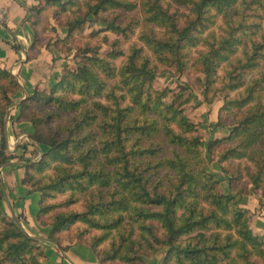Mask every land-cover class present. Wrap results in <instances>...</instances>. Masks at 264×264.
I'll return each instance as SVG.
<instances>
[{"label": "trees", "instance_id": "trees-1", "mask_svg": "<svg viewBox=\"0 0 264 264\" xmlns=\"http://www.w3.org/2000/svg\"><path fill=\"white\" fill-rule=\"evenodd\" d=\"M86 2V18L104 24L93 32L95 36L105 31L129 39L135 33L136 22L122 24L121 19L125 21L138 7H142L151 30L141 31L143 44L133 43L129 53L118 47L122 40L113 42L105 55L99 46L77 49L81 60L76 67L66 66L57 83L37 88L19 104L18 120L31 122V138L38 146L43 145L35 147L34 158L26 161L21 180L42 194L38 217L54 208L43 205L47 196L96 192L85 210L57 213L49 239L61 243L62 232L80 223L87 230H101L102 235L89 244L100 264L119 258L134 262L162 247H167L163 264H257L250 259L253 255L264 261V237L251 229L247 209L236 195L220 189V181L204 163L203 141L196 135L198 127L183 107L191 100L190 93L186 95L189 86L182 85L176 92L154 85L161 66L184 74L193 60L191 51L199 46L206 50L194 63L208 89L223 65L232 66L227 71L228 87H244V91H240V97L227 98L225 108L245 111L230 133L211 139L206 150L209 155L223 142L230 143L219 159L223 167L225 160L248 157L252 150L258 155V171L252 175V183L254 188L261 187L264 0ZM56 5L61 11L80 6L79 0H41L31 9L41 13ZM172 7L176 9L172 11ZM182 8L186 9L184 19L179 15ZM112 11L119 13L112 18L100 17ZM247 16L254 20L248 22ZM86 18L69 22L68 36ZM219 19L226 25L219 28L223 29L220 34L215 28ZM36 45L37 41L33 47ZM120 57L124 59L117 66ZM254 70L259 76L247 79L246 74ZM4 82L19 86L16 77L0 66V90L7 98L9 90ZM6 110L0 106V166L13 158L5 133ZM217 125L223 126L221 121ZM158 136L173 147L171 154H164L161 143L155 144ZM31 144L28 139L23 147ZM52 167L54 175L46 183L30 173L32 169L45 172ZM163 169L166 173L161 175ZM165 179L170 186L164 187ZM113 232L120 244L113 243L110 250L99 248ZM44 255L40 241L0 210V264H42Z\"/></svg>", "mask_w": 264, "mask_h": 264}, {"label": "rangeland", "instance_id": "rangeland-1", "mask_svg": "<svg viewBox=\"0 0 264 264\" xmlns=\"http://www.w3.org/2000/svg\"><path fill=\"white\" fill-rule=\"evenodd\" d=\"M79 4H80L79 8L78 6H73L67 11L59 10L60 7L58 5L48 7L45 11L41 13H38L35 10L30 9L31 13L29 16V22L34 31V42L37 41L38 46L47 45L48 49L52 51L54 50V52H56L58 55H61L60 58L66 61L64 62L65 64L63 71L66 66L69 67L77 66L78 61L81 60L80 59L81 54L77 50L79 48H83L87 45L91 47L99 46L102 55H105L112 48L111 44L113 42H115L116 40L119 41L122 40L121 43L118 45V47L124 49L129 53L130 47L131 45H133V43H137L139 46L143 44L142 41L140 40L141 31L145 30L146 32H149L151 30V26L145 21V14L142 7H138L133 12H130L128 17L124 18L125 21L121 19V21H123L122 24H126L130 20L136 22L135 33L132 34L129 39H125L123 38V36H118L112 32H105V31H99V34L95 36L93 35V32L102 29L104 27V24H102L101 22L91 21L90 16L86 18L85 14L88 10V5L86 0H79ZM1 8H5V7H1ZM172 8H173L172 11L176 9L174 7ZM185 11L186 9L182 8L179 12V15L182 17V19H184L182 14H184ZM248 12L251 13L252 10H248ZM117 13L119 12L112 11L109 13H102L100 17L112 18L115 15H117ZM6 16L0 17V20L5 21ZM78 18H86V19L85 22L80 27L74 30L71 36H68V27H69L68 23L71 21H75ZM238 19L239 18H237V20ZM253 20H254L253 17L247 16L248 22ZM225 26L226 25L224 20L219 19L218 26L215 27L217 29L216 30L217 33L218 34L222 33L223 29H219V28L222 27L224 28ZM38 46L36 45L35 47ZM205 50L206 47L199 46L191 51L193 60H191L190 67L188 68L187 71H185L184 74H178L174 69L171 68L169 69L166 68V66H161L160 69L162 71L155 80L154 85L156 88L159 89H164L165 87H168L176 92H179L181 90L182 85L189 86L190 89L186 91V95H189L190 93L191 100L187 104L183 105V107L185 109V114L190 118L191 121L196 123L198 127L196 135H198L203 141V145L201 146V152L204 157L203 158L204 163L207 165L208 170L215 175L216 179L220 181L219 187L224 193L231 192L234 195H236L237 200L240 203L245 200L246 203L248 204L250 201L249 196H252L256 198L259 202V206L256 208V210L259 209L261 210V207L264 205V180L262 186L259 188H254L252 183V179H253L252 175L258 171V166L256 165V161H255V159L258 158V155H255L252 150H249L248 157L242 159L231 158L229 160H225L223 162L224 165L223 167L221 166L219 159L222 153L229 147L230 143L223 142L219 147L216 148L215 151H213L209 155L207 154L206 145L208 144V142L211 139L222 138L227 136L230 133L231 127L234 125V123L242 118L245 110H239L237 108H231V109L225 108V103L227 98H236L240 95L239 93L241 90L244 91V87L243 89L240 90H231L228 87V83L230 81L227 71L229 69H232V66L223 65L218 71L216 82L209 89L204 84L205 77L203 73H201L198 70V66L196 62L194 63V61L196 60L198 54L200 52H205ZM148 52L149 51H145L146 54ZM241 56L242 53L239 52L238 57ZM123 59H124L123 57H120L116 60L117 66L121 65ZM257 76H259L258 70H254L246 74V77L249 80ZM15 77L18 81L19 86L14 88L11 84L7 85L6 82H4V84L7 85L9 90L8 97L5 98L3 92L0 90V106L6 107L7 109L6 118H5V128L9 129L10 131L12 129V132L15 133L14 140H12L9 137V134L7 136L8 152L13 155V158L9 161V163H13V164L15 163V165L18 167L22 165L21 168H24V176H25L26 161L28 162L34 158L35 147L43 148V145L38 146L36 142L31 138V134L33 133L32 123L29 121L18 120V116L20 113L19 104L24 99L20 98L21 97L20 93L18 94V92H21V84L19 82L18 76ZM59 80H57L55 83H57ZM28 96H26V98ZM9 99L11 100L10 103L8 102ZM16 101H20V102L16 103ZM219 121L222 122L223 126L217 125ZM19 122L27 123L28 127H30L29 130L30 132H28V130L25 131L26 127L24 126V124L21 126ZM24 132H27V134ZM0 139H1V129H0ZM28 139H30L33 145L31 144L29 145V147L24 148L23 144L25 143V141H28ZM154 141L155 144L161 143L163 146H165L164 154L167 155L171 154V149L173 147L168 144L165 138H163L162 136H158L157 138H155ZM4 166L5 165L0 166L2 187L5 179L4 177L5 175L3 174ZM54 172L55 170L53 167L47 169L45 172H38L35 171V169H32L30 171V173L36 175L37 178H42V183H46V181L50 178V176L54 175ZM165 173H166L165 169H163L161 175H164ZM171 175L172 174H169L168 176ZM231 185H233L234 188L233 190L230 189ZM31 186L32 185H30V187ZM168 186H170V183L168 182L167 179H165L164 187H168ZM6 191H7L6 200L0 199V210H2L4 213L6 210L8 214V209H10L12 204L15 202L13 198L9 196L8 193L10 192H8V189H6ZM30 191L32 195H36V193L38 192L40 194V200H41L42 194L40 191L31 190V189ZM93 195H96V192L93 191L92 193L88 192V193H77V194H72L71 192H67L65 194L47 196L43 201V205H53L54 208L48 214H43L40 217H38L37 214L39 212L40 201L39 202L36 201L34 205L35 206L34 212L37 214L38 223L40 225L49 226L51 228V224L57 213L66 212V211L71 212V211L85 210L88 200L91 199ZM247 215L249 217V225L253 230V232L257 235L264 237V232H258L257 230L252 228V224H251L252 214L250 215L248 211ZM7 218L16 223H19L20 226H22V217L15 216V218H12L11 216H7ZM226 232L227 231H225V233ZM102 233L103 232L101 230H96V229L87 230V226L85 224L80 223L73 226L71 230L62 232L61 234L62 236L60 237H62L61 241H67L70 243L77 241L89 245L94 241L95 237L101 236ZM113 243H115L116 245L120 244L119 238L116 236L114 232L111 233L107 237V240H105L98 247L101 249L107 248L108 250H110ZM41 245L42 247H44L42 243ZM67 245L68 244H65V246L61 249L64 250V248L67 247ZM166 251H167V247H162L156 253H159V255L161 253L165 255ZM156 253L152 255H142L138 259L136 258L134 262H126L119 258L116 260L107 261L105 264H146L148 263L147 262L148 259H151L152 257H156ZM250 259L255 261L257 264H264V261L257 256L253 255L250 257Z\"/></svg>", "mask_w": 264, "mask_h": 264}, {"label": "crops", "instance_id": "crops-1", "mask_svg": "<svg viewBox=\"0 0 264 264\" xmlns=\"http://www.w3.org/2000/svg\"><path fill=\"white\" fill-rule=\"evenodd\" d=\"M41 0H0V8L8 9L5 21L0 20V66L15 76H18L21 84V99L38 89L51 87L63 74L64 59L54 50L48 49L47 45L32 47L34 42V31L29 22L30 9L40 3ZM19 99V100H21ZM20 101H16L18 103ZM24 124L25 131L30 132L27 123ZM6 136L14 140L15 133L5 128ZM27 134V132H24ZM23 135V134H21ZM20 135V136H21ZM19 136V137H20ZM21 165V164H20ZM16 166L15 163H7L4 166L5 175L2 187L3 197L6 200L8 189L15 203L8 209L7 216L15 218L22 217L24 230L32 237L38 239L43 245V264H100L99 259L92 247L82 242L62 241L61 244L49 239L50 227L38 223L37 214L34 212L35 202L40 201V194L32 195L30 188L23 184L24 168ZM249 204L242 201L241 206L246 208L251 217L252 228L258 232H264V205L261 210H256L259 202L256 198L249 196ZM10 213V214H9ZM15 215V216H14ZM21 226V227H22ZM68 244L67 247L62 250ZM62 246V247H61ZM164 255L156 253V257L148 259L146 264H162Z\"/></svg>", "mask_w": 264, "mask_h": 264}, {"label": "built area", "instance_id": "built-area-1", "mask_svg": "<svg viewBox=\"0 0 264 264\" xmlns=\"http://www.w3.org/2000/svg\"><path fill=\"white\" fill-rule=\"evenodd\" d=\"M6 15H8L7 8H0V17H4Z\"/></svg>", "mask_w": 264, "mask_h": 264}]
</instances>
